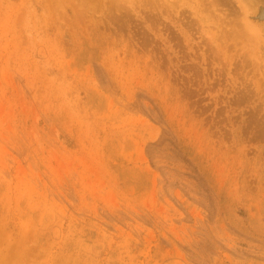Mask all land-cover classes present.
<instances>
[{
  "label": "rangeland",
  "instance_id": "374dc122",
  "mask_svg": "<svg viewBox=\"0 0 264 264\" xmlns=\"http://www.w3.org/2000/svg\"><path fill=\"white\" fill-rule=\"evenodd\" d=\"M0 264H264V0H0Z\"/></svg>",
  "mask_w": 264,
  "mask_h": 264
}]
</instances>
